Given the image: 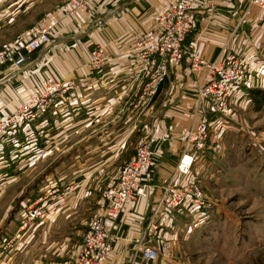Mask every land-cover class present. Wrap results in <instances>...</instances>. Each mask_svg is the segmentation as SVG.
Segmentation results:
<instances>
[{
    "label": "crops",
    "instance_id": "obj_1",
    "mask_svg": "<svg viewBox=\"0 0 264 264\" xmlns=\"http://www.w3.org/2000/svg\"><path fill=\"white\" fill-rule=\"evenodd\" d=\"M29 2L0 0V27L11 24ZM163 5L164 0L101 2L91 13L64 19L51 46L30 55L23 70L0 83V119L17 110L47 78L73 85L67 103L48 109L33 124L25 123L13 132L0 134V244L16 237L0 264H74L88 223L105 213L102 194L88 214L77 212V207L87 203L84 200L89 198L90 189L105 186L117 177L121 166L131 159H126L125 150L138 135L151 140L154 151L153 173L147 182L149 196L130 204L117 222L112 231L113 250L106 264H128L147 207L166 183L172 180L174 185L184 186L197 182L203 190L206 180H214L211 167L220 155V140L230 138L236 130L233 122L237 110L246 111L252 105L250 90L245 88L264 90V12L252 8L241 21L243 0L196 5L193 29L182 45L180 66L169 69L165 80L150 93V78L140 71L142 63L127 52L142 33L157 24ZM190 43L196 44L206 63L222 61L229 53L244 55L251 80L229 100V118L220 122L207 109V148L195 159L190 173L181 176L175 174V167L184 145L183 129L191 120L193 95L204 74L202 70L187 75ZM97 45L105 50L106 57L101 67L90 73L89 53ZM159 60L155 58L156 63ZM33 146L46 152L42 157L33 152L36 157L30 163L26 152ZM51 155H58L64 162L30 187L33 167ZM50 188L65 189L66 196L51 203L44 217L20 230L24 208ZM79 216L82 219L78 222ZM204 216L202 211L194 215L185 210L170 212L164 220L160 255L154 264H182L176 252L185 236L194 233L195 224L204 226Z\"/></svg>",
    "mask_w": 264,
    "mask_h": 264
},
{
    "label": "built area",
    "instance_id": "obj_2",
    "mask_svg": "<svg viewBox=\"0 0 264 264\" xmlns=\"http://www.w3.org/2000/svg\"><path fill=\"white\" fill-rule=\"evenodd\" d=\"M109 1L122 3L125 0H67L57 15L35 27L26 40L0 50V75H3V81L17 71L23 70L30 55L51 46L52 37L58 30L60 21L76 19L83 14L91 13L99 3ZM215 2L216 0H164L157 24L134 41L127 54L142 63L140 71L150 78L148 83L150 93L165 80L169 69L180 66L182 45L193 29L195 6H213ZM243 4L245 9L241 21L252 8L264 12V0H243ZM196 48L195 43L188 46L190 65L187 75L202 70L204 74L193 95L194 112L191 120L183 129L184 145L175 167V174L181 176L190 173L195 159L200 158L207 148L210 139V129L205 118L207 109L215 113L220 122L229 118V100L236 90L244 89L247 87L246 82L251 80L244 55L229 53L222 61L206 63ZM89 56L87 67L92 73L101 67L106 54L105 50L97 45L92 47ZM155 58L160 59L158 63ZM257 77L260 78L261 74ZM253 87L245 89H248L247 92L257 89ZM72 89L73 85L69 82L63 83L52 78L43 80L17 110L0 119V134L13 132L16 127L25 123L33 124L41 120L48 109L67 103ZM45 152L41 149L35 154L42 157ZM153 153L152 141L140 140L134 147L133 156L121 166L117 177L105 184L102 192L105 213L88 223L74 264H106L113 250L112 231L117 222L127 212L130 204L146 200L149 196L150 186L147 182L153 173ZM65 196L66 193L59 194L58 189L41 194L25 208L20 230H25L35 220L44 217L49 205L62 200ZM214 209H216L214 201L205 195L197 182L176 186L172 180L169 181L147 207L146 220L138 237L133 240L134 245L130 250L128 264L156 263L163 241L164 220L170 212L182 213L185 210L191 211L194 215L196 211H202L205 213L206 223L214 214L212 212ZM198 226L199 224H195L193 230ZM15 239L16 237L5 241L1 245L2 251H8Z\"/></svg>",
    "mask_w": 264,
    "mask_h": 264
},
{
    "label": "rangeland",
    "instance_id": "obj_3",
    "mask_svg": "<svg viewBox=\"0 0 264 264\" xmlns=\"http://www.w3.org/2000/svg\"><path fill=\"white\" fill-rule=\"evenodd\" d=\"M66 1L30 0L11 24L0 27V50L17 45L18 40L27 37L38 24L57 15ZM235 119L236 130L230 133V138L220 140V155L211 167L215 178L206 180L203 188L216 209L203 227L199 226L194 233L185 236L186 240L179 245L176 253L182 264H264V106L252 102L246 111L237 110ZM141 135L130 140L125 150L126 159L133 156L134 147L140 140H148ZM56 156L51 155L33 167L29 174L30 187L53 173L49 171L54 167L59 169L64 160ZM103 186L90 189L89 198L84 200L87 203L77 207V212L88 214L89 207L94 210V202L100 200ZM55 189L50 188L44 194ZM58 190L59 194L65 192L62 188ZM79 219L82 217H78V222ZM2 244L0 259L6 254L1 249Z\"/></svg>",
    "mask_w": 264,
    "mask_h": 264
},
{
    "label": "trees",
    "instance_id": "obj_4",
    "mask_svg": "<svg viewBox=\"0 0 264 264\" xmlns=\"http://www.w3.org/2000/svg\"><path fill=\"white\" fill-rule=\"evenodd\" d=\"M248 95H249L251 102H253L254 105L264 106V92L263 91H260L258 89L250 90ZM37 151H38V147H36V146H33L32 150L30 148V151H29V149L27 150L26 153H28V155H29V162L30 163L33 162L35 159L33 152L35 153ZM25 208H24V210H25Z\"/></svg>",
    "mask_w": 264,
    "mask_h": 264
},
{
    "label": "bare ground",
    "instance_id": "obj_5",
    "mask_svg": "<svg viewBox=\"0 0 264 264\" xmlns=\"http://www.w3.org/2000/svg\"><path fill=\"white\" fill-rule=\"evenodd\" d=\"M51 19V18H50ZM19 71H17L16 73H18ZM15 73V74H16ZM4 79H3V75H0V82H2Z\"/></svg>",
    "mask_w": 264,
    "mask_h": 264
}]
</instances>
